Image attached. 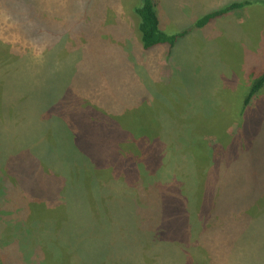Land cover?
I'll use <instances>...</instances> for the list:
<instances>
[{
	"label": "rangeland",
	"instance_id": "374dc122",
	"mask_svg": "<svg viewBox=\"0 0 264 264\" xmlns=\"http://www.w3.org/2000/svg\"><path fill=\"white\" fill-rule=\"evenodd\" d=\"M232 1L240 0H156L161 28L188 33L172 49L161 44L144 50L132 13L136 0H0V264H264V158L253 151L257 147L247 151L243 145L241 152L234 151L237 144L231 141L249 118L240 113L245 94L264 73V0L195 26L200 16ZM46 63L59 82L47 88L48 99L59 100V95L57 111L64 103L72 111L71 120L63 118L61 140L56 132L42 129L47 124L40 116V88L47 83L40 74ZM258 99L264 103V88L251 104ZM94 110L104 115L92 117ZM143 110L150 117L144 125L146 137L156 129L185 137L181 150L185 148L187 157L191 153L198 169L188 177L191 187L198 174L210 182L215 178L212 171L203 175L217 162L202 160L197 142L225 148L219 150V176L234 169L227 183H244L248 193L233 199L251 203V215L243 223L233 222L238 244L226 241L233 227L220 234L221 226L194 244L188 239L182 244L181 235L174 244H148L144 216L126 210L124 197L118 207L109 202L112 211L82 198L74 207L62 205L63 191L71 188L74 194L81 192V185L85 188L82 183L88 179L81 168L95 167L92 149H97L94 138L101 133L91 120L106 131H117L131 125L132 117L125 112ZM262 118L264 112L258 111L255 126ZM254 138L253 133L249 141ZM100 147L105 156L113 154L112 146ZM75 153L78 159L70 157ZM151 154L145 168L155 170L158 164L149 159ZM185 163L193 162L187 158ZM104 171L110 185L116 174L112 167ZM137 174L143 175L130 168L119 171L117 178L125 181V190L137 194ZM238 258L243 261L238 263Z\"/></svg>",
	"mask_w": 264,
	"mask_h": 264
},
{
	"label": "trees",
	"instance_id": "16d2710c",
	"mask_svg": "<svg viewBox=\"0 0 264 264\" xmlns=\"http://www.w3.org/2000/svg\"><path fill=\"white\" fill-rule=\"evenodd\" d=\"M257 2L260 3L259 0L232 1L229 4L215 8L200 16L196 19L195 26H205L212 20L223 17L231 10L247 7L248 5ZM156 7V0H136L134 6L132 7V13L137 20V31L141 40L142 48L144 50H150L155 46L166 44L170 49H172L179 39L183 38L188 31L182 30L176 33L165 32L161 28L160 18ZM44 66L45 67L42 70L40 77L43 82L47 83V85H42L40 88V116L43 117L44 124L47 125L43 126L42 129H50L53 133L56 132V138L61 140L62 138L64 139L66 131L61 128V124L64 122L63 118L66 116L67 121L71 120L73 118L71 116L72 111L69 110L68 112L64 108L66 103H64L65 105L57 111L60 106H55V104L61 100L59 95L57 96L59 100L51 101L50 98L48 99V94L46 93L47 88L59 82L51 64L48 65L46 63ZM263 88L264 73H261V75H258V78L253 81L243 99L240 113L242 116H249L246 121H242V124H244V131H242L241 135L233 137L231 141L232 143L237 144L236 146H233L234 151H237L236 149L238 148L239 152H241L243 150V145H245L247 151L253 150V147H257V149H254L253 151H260L264 158V118L258 119L256 126L254 124V117L258 111L264 112V103L261 102L262 100L258 99L254 102V105L251 104V99ZM140 103H143L142 100ZM134 107L136 108V105ZM136 109L137 111L140 110L138 108ZM143 111L140 113L132 112V114L125 112L128 116L132 117L131 125L128 124L126 125L128 128L117 131H111L108 129L106 131L105 128L97 125L100 123L97 121H94L93 123L91 120L92 126L98 127V131L96 132L101 133L98 139L94 138L98 141L97 149H92V151H94L92 153L94 155L93 162L95 163V167L81 168L82 173L85 172L87 175L85 180L88 179V182L83 181L82 183L86 184L85 188L81 185V192L75 191L74 194L71 188L68 191H63L62 195H65V198L62 205L67 204L66 207H74L73 205H75V203L78 204V200L82 198L87 202V204H91V206H100L98 208L101 209L104 204V207L107 210L110 209L109 211H112L114 208L111 209V203L109 202L114 200L116 207H118L119 205L117 204L119 203L117 201H120L118 199L120 197H124L128 200V205L124 206L122 201L120 202L126 210L133 208V211L138 213L141 212V215L144 216L148 244H156L157 242L159 244H174L173 241L178 239L179 235H181L182 244H184L187 239L188 242L194 244L196 240L198 241L199 237L204 238L208 234L216 231L218 232L220 226L222 227L219 230L220 234L227 233L229 229L233 227V234H230V238L227 237L226 241H228L227 244H238L237 238L240 235L238 234V230L235 225H233V222L243 223V220L246 218L248 212L251 215V203H248L247 200L244 199H233V196L243 194V192L248 193V188L245 187L244 183H227L230 177L233 178L234 169H224L225 174L221 173L219 176V171L221 170V168L218 167L220 164L219 150L223 151L225 148H221L219 150L217 147H211V149L207 147L205 148V146H202L200 142H197L199 145L196 148L198 156H201L202 160L211 157L212 160H215L217 163L212 161V164L206 168L207 170H204L205 174L201 170V174L203 173L204 176L207 175L209 171H212L215 175L213 181L210 182L207 178H199L198 172L197 182L192 183L194 186L191 187V184L188 183V177L192 171H198V169L195 162L191 158V153H189L190 156L188 155L187 157L184 150L185 148L181 150L180 146L186 144L185 137H175L172 133L169 134L166 130L157 129L155 135L146 137L144 134V125L146 119H150V117H148L149 113L147 111ZM100 113L101 112L94 110L92 117L98 115H101L102 117L104 114ZM164 122L165 121L162 120L161 125ZM72 123H75V121H72ZM155 125H157V122ZM253 130H258L259 133H256L255 131L253 132ZM253 133L255 134V138L253 142H250L249 140ZM255 142H259V145L256 146ZM188 143H190V141ZM100 144L107 145V149L112 146L113 154H111L110 157L105 156L106 150L103 147H100ZM76 145L78 146L79 144ZM99 148L101 152L99 151ZM172 148H174V151ZM213 148L216 151L214 154H217V156L210 154ZM207 150H209V153L205 154V151ZM103 151L104 153H102ZM150 151L152 154L149 159L155 160L158 164V167L155 170L145 168V166L148 165L146 163L147 153ZM189 152L191 151L189 150ZM87 153L88 152L85 151V154ZM236 156L239 158L238 155ZM70 157L78 159V154L75 153L72 156L70 155ZM99 158L102 160L101 162ZM187 158L193 162L191 166L188 165V163L186 165L185 162ZM252 158L253 155L251 156V160ZM141 159L146 163L145 165L140 162ZM246 159L248 160V157H246ZM256 159L257 157L254 156L253 162ZM164 162H167V164L163 168ZM202 163H204V161H202ZM81 166L82 165L80 164L78 167ZM168 166H171L169 171H167ZM78 167L75 166V169L79 170ZM111 167L116 176L113 177L112 183L107 185L108 181L111 179L110 177H106L104 170L106 168L111 169ZM130 168L135 170L138 169L145 176V178L149 179V182L144 184V176L137 174V178H140L141 182L137 183L141 188L140 192L137 194H135V190L133 192L125 190V186L122 184L125 183V181L121 182V180L117 178V173L119 171H127ZM211 168L213 170H211ZM97 169L102 170L97 173L95 172ZM174 170L176 172L175 174H173ZM74 175L75 172L73 176ZM104 178L107 179V181H105ZM61 179L64 180L63 177ZM102 179L104 181H102ZM117 181L119 182V194H115ZM73 182H77L75 177L73 178ZM188 184L190 185L188 186ZM244 188H246V190ZM62 195L59 191L58 196ZM131 195L134 197H131ZM236 201L237 204L235 203ZM245 204L246 206H243ZM228 205L231 206L227 211L225 208H227ZM230 210H234L236 212L234 217H232V213L229 212ZM235 218H237L236 221H234ZM153 223L154 225L150 226ZM148 228H151V234L149 233ZM166 235L169 236L172 241L168 239ZM242 261L243 258H238L237 260L238 263ZM194 264L203 263L194 261Z\"/></svg>",
	"mask_w": 264,
	"mask_h": 264
}]
</instances>
